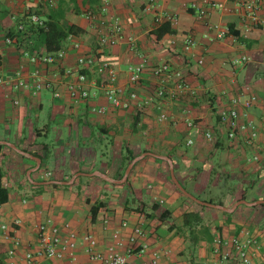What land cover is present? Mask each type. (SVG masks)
Here are the masks:
<instances>
[{
	"label": "crops",
	"instance_id": "1",
	"mask_svg": "<svg viewBox=\"0 0 264 264\" xmlns=\"http://www.w3.org/2000/svg\"><path fill=\"white\" fill-rule=\"evenodd\" d=\"M212 1L224 9H212L201 18L196 8L204 7V0H161L155 5L151 0H113L111 12L120 19L122 39L101 49L96 42L97 24L85 18L88 11L97 10L100 0H0V78L8 79L19 71L32 85L38 69L52 86L36 95L27 89L11 91L0 86V181L8 192L7 202L0 205V223L8 230H0V264H54L42 258L25 259L27 253L38 250L41 224L56 227L62 240H74L73 251L80 264H100L86 254L84 235L94 238L97 253L104 254L117 242L121 244L118 253L132 250L127 264H152L153 253H159L166 264H217L212 241L193 248L178 232L182 214L194 208L181 199L169 180L165 158L171 160L184 189L200 199H219L223 209L232 210L207 207L201 213L213 239L250 238L255 241L250 248L253 264H264V0ZM249 3L256 7L253 12L245 9ZM156 10L174 16L175 21L155 24ZM27 13L43 22L78 27L83 34L63 41L64 57L57 64L36 65L15 41L6 43L19 22L28 24ZM220 32L224 36L218 38ZM188 34L195 45L184 53ZM74 44L80 48L74 49ZM47 54L36 47L30 55ZM83 54L109 61L116 69L117 85L135 91L138 100L151 99L150 104L113 108L97 88L100 79L92 69L83 72L96 81L97 87H91L96 96L74 103L65 83L72 78L67 73L77 71V58ZM241 58L246 60L232 64ZM142 63L141 80L130 85L128 67ZM164 63L182 73L188 94L177 99L155 97L160 83L153 69ZM55 91L60 97L53 96ZM250 95L257 98L245 112V120L257 132L253 148L245 145L244 134L228 141L218 126V114L229 108L232 98ZM93 108H103L104 113L93 112ZM163 112L168 120L159 122ZM186 120L193 121L194 130L186 129ZM209 131L216 140L204 138ZM189 139L191 145H187ZM125 146L137 160L126 181L120 183ZM253 155L259 157L257 162L249 161ZM100 202L105 206L92 220L91 206ZM137 205L145 212L135 211ZM153 205L158 209L151 213ZM164 211L167 215L161 218ZM135 227L142 229L143 237L132 244ZM13 240L20 245L7 257Z\"/></svg>",
	"mask_w": 264,
	"mask_h": 264
},
{
	"label": "built area",
	"instance_id": "2",
	"mask_svg": "<svg viewBox=\"0 0 264 264\" xmlns=\"http://www.w3.org/2000/svg\"><path fill=\"white\" fill-rule=\"evenodd\" d=\"M153 5L161 0H151ZM113 0H100L99 6L96 11H88L85 14V18L91 22L97 24L96 26V42L99 48L113 47L119 43L122 39L123 29L120 19L111 12V3ZM256 9L253 4L249 3L245 5L247 11L253 12ZM212 9L222 11L223 5L220 3L213 2L212 0H204V7L196 8V14L205 18L208 12ZM25 18L30 25L44 26V22L33 13H27ZM255 20V19H254ZM175 17L171 15H162L157 10L154 14V23L160 25L163 22H174ZM257 22V21H256ZM264 29V21L261 23ZM18 31L24 30V24L19 22L17 25ZM224 36V32L218 33L217 37L221 38ZM129 44L132 43V39L127 40ZM12 40L6 39L7 44H12ZM195 45V41L192 35L188 34L184 38L183 51L189 53ZM73 48L78 50L79 44H74ZM22 54L28 58L31 63L36 65H55L60 62L64 57V52L59 50L53 54H47L45 56H31L28 52ZM245 58L236 59L232 61L233 65L241 64L245 61ZM198 63H201L199 61ZM77 71L75 74L68 72L67 75H71V79L65 83V89L69 98L74 102L87 101L90 98H94L96 94L92 92L91 87H97L95 80H89L88 77L83 73L85 69H92L96 72V75L100 79L98 89L101 91L105 100L116 109L127 110L131 104L138 103V106H147L150 104L151 99L138 100V95L135 91H125L117 85V72L114 66L106 60H98L96 55H81L76 61ZM145 70V65L139 64L136 66H129L127 72L129 74V84L136 85L141 80V75ZM153 76L159 81L160 86L155 90V97L159 99L169 98L177 99L190 92L189 86L183 78L182 73L169 63H164L153 69ZM171 81L172 84L166 86L167 82ZM0 86H8L11 91H18L21 89H27L32 92L33 95L38 94L40 91L45 89H51V81L43 79L40 75L39 70H35L33 73L32 85L24 81L20 77V72H16L13 77L0 78ZM55 98L60 97V93L55 91L53 93ZM257 98L255 95H250L247 98L241 99V97H234L230 102L229 108L222 110L218 114V126L223 129V134L228 141H237L239 134H244V143L247 147L253 148L257 140V132L254 125L245 120L246 110L255 104ZM14 105H18V101H13ZM93 112L103 114V108H93ZM244 119V120H243ZM168 120L166 113H160L158 116L159 122H165ZM185 126L187 130H194L195 125L193 121L186 120ZM204 138L207 141L216 140V136L213 131L206 132ZM192 140L187 141V145H191ZM259 157L253 155L250 162H257ZM0 217H1V206H0ZM125 226V224H123ZM0 230L4 233H8L7 226L0 223ZM9 235L7 234V238ZM143 237V231L140 227H135L130 237V242L135 243L137 238ZM73 239L74 237L71 236ZM82 242L86 245L85 252L89 256L91 261H97L100 264H127V257L132 253V250H128L126 254H120L116 251L117 247L121 244L117 242L114 246L107 248L104 254L97 253L95 251L96 241L91 235H84ZM20 245L18 240H13L12 248L7 251V257L14 255L15 250ZM74 240H62L59 231L56 227L47 226L41 224L38 227V250L36 253H27L25 259L28 262L33 261L35 258H42L52 260L54 264H62L67 261L70 264H80L74 254L75 248ZM251 247H255V241L250 238L243 239L234 237L231 239H221L215 237L212 240V253L217 257V264H253ZM142 248L138 251L143 252ZM152 264H166L162 261V257L159 253H153L151 258ZM260 264V263H254Z\"/></svg>",
	"mask_w": 264,
	"mask_h": 264
},
{
	"label": "trees",
	"instance_id": "3",
	"mask_svg": "<svg viewBox=\"0 0 264 264\" xmlns=\"http://www.w3.org/2000/svg\"><path fill=\"white\" fill-rule=\"evenodd\" d=\"M165 25L166 23L163 24L162 26H165ZM82 34H83V31L79 29L78 27H75V26L63 27L57 21L49 20V21H45L44 26L42 27L37 26V25L25 24L23 31L17 30L14 35H11L9 37V39L12 41H15L18 47L21 48L23 52H28L31 54L36 49V47H42L44 48L46 53L53 54V53L58 52L61 49L63 41L67 39L69 36H80ZM33 39L35 40V42ZM28 41H31L32 44H29ZM137 120L138 119L136 115L134 117V122H133L134 127L137 125V122H138ZM145 152H148V151H145ZM124 153H125V156L123 157V160H122V173L119 176V178L122 177L125 168L134 159L132 152L128 149L127 146L124 147ZM168 176H169V172H168ZM0 179H1V175H0ZM169 180H171L170 176H169ZM53 187H58V186H53ZM175 189L179 193V196L181 197V199H183L184 201H189L191 206L194 208V209L186 210L182 214V227L178 229V232H180L183 235V237H185L189 245L193 248L198 246L201 242H206V243L211 242L213 240V236H212L210 225L207 224V219H205L201 214L208 208L206 206L199 205L189 200L188 198L183 196L176 187ZM188 193L191 194L190 192ZM127 195L128 197L131 196V192L129 190H128ZM192 196L202 202H205L211 205L223 206V203L221 200L219 199L216 200L213 197H207L205 199H200V196H195V195H192ZM244 199H245V196L243 195L241 197V200H244ZM7 200H8V192L5 188L2 187L1 181H0V205L6 203ZM130 202H131V199L129 200L128 203ZM103 206H105L103 202H100V203H97L91 206L90 214H91L92 220H94V218L97 215V212ZM157 209L158 207H155L154 205L151 206V213L155 212ZM209 210L213 214L219 213V211L216 209H209ZM135 211L145 212L143 206L140 207V205L136 206ZM166 215L167 213L166 211H164L161 214V218L165 217ZM208 221H211V219L208 218Z\"/></svg>",
	"mask_w": 264,
	"mask_h": 264
},
{
	"label": "water",
	"instance_id": "4",
	"mask_svg": "<svg viewBox=\"0 0 264 264\" xmlns=\"http://www.w3.org/2000/svg\"><path fill=\"white\" fill-rule=\"evenodd\" d=\"M137 159H134L132 160V162H130L128 164V166L125 168L124 170V174H123V177L120 181V183H123L126 181L134 163L136 162ZM165 160L167 161L168 165H169V174H170V178H171V181L173 182V184L176 186V188L180 191V193L185 196L186 198H188L189 200L199 204V205H202V206H206V207H210V208H216V209H222V210H225V211H228V212H231L232 210H226V209H223L221 206H217V205H211V204H208V203H205V202H202L198 199H196L195 197H193L191 194H189L180 184L179 182L177 181L175 175H174V171H173V165H172V162L170 159L168 158H165ZM63 184H70V182H65ZM244 203V202H242ZM264 203V202H262ZM236 207V206H235Z\"/></svg>",
	"mask_w": 264,
	"mask_h": 264
}]
</instances>
